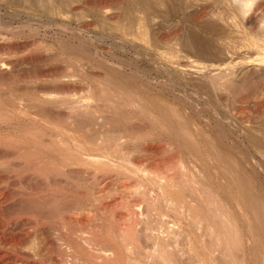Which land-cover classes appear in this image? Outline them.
Here are the masks:
<instances>
[{"label":"bare ground","instance_id":"1","mask_svg":"<svg viewBox=\"0 0 264 264\" xmlns=\"http://www.w3.org/2000/svg\"><path fill=\"white\" fill-rule=\"evenodd\" d=\"M136 1L140 3L142 0ZM252 1L238 0L236 9L240 12L244 11L252 5ZM111 2L115 3L114 0L97 1L98 5L102 7L100 8L104 14L108 13L110 8H112L110 6ZM142 2L144 9L149 7L148 2H145L148 3V5L145 4V7L144 1ZM135 5H137V8L138 3ZM262 5H264V0L253 1V6L256 9ZM152 7L154 6L152 5ZM255 8H252V10H255ZM262 8L261 10H264ZM149 10H151L150 7ZM112 11L109 14L113 13ZM147 14L143 12V15H130L128 17L127 22L130 29V32L129 30L128 32L131 35L139 36V34L147 31ZM158 24L163 25L164 22ZM167 27L169 28V26ZM162 29H165V27ZM162 29L159 31L161 32ZM163 32L161 33L163 34ZM172 32L171 34L173 35ZM166 35L163 37L161 35V37L165 39ZM261 36L259 37L261 39L257 40L256 44L258 47L264 48V34ZM195 45L197 49V44ZM197 52L195 50V53ZM110 70L109 78L113 75L115 78L116 76H121V79H125L123 76L126 73L123 72V69L119 70L117 67H112ZM92 74L96 76V80L98 79V82L96 81L98 84L95 83L97 85H80V83L75 82L76 80L74 81L69 77L62 79L56 76L58 74L55 73L58 78H54L49 85H41L42 87L33 86L34 88L29 93L30 99L25 103V106L34 109L39 120L46 122V124L48 123L50 128L54 130L55 135L52 134L53 137H48L50 138L47 141L49 143L42 142L40 145L38 141L39 148H23V146L17 147L16 145L17 148L13 147L0 152V168L17 178V180L8 183L13 186L2 191L0 196V264H216L215 257H213V246L217 245L224 248V246L242 245L244 237L241 233L242 231H240L241 227L233 219L234 217L230 215L228 207H225L227 202L221 196H216L218 193L215 194V191H213L214 188L211 186L213 184L210 183L209 174L205 173L204 166L197 167L198 164L195 162L197 157L193 155L195 160L192 155H187L184 158V154L179 155L178 151L174 149L176 144L171 146L172 144H167L168 141L166 140H162L166 143H161L160 138H155L153 137L154 135H151L152 132H147V129H145L147 125L143 124V119L142 121L137 119L139 113L134 112L144 109L141 107H143L145 99L137 95L138 97L134 96L136 100H133L135 99L134 97L132 99L133 93L129 91L116 92L113 90L115 89L114 83L111 84L109 82L112 77L111 79H108L107 76L103 78V73L100 75L98 72H93ZM7 75L3 76V73L2 75L0 74V79L5 80V78L9 77V74ZM235 77L219 75L218 79L213 78L206 85L203 84L207 89L210 88L209 90H219V94L227 91L231 97L234 96L232 99L235 96L243 99L244 95H248L249 92H245L243 96L241 93L238 95L244 77L242 75V80ZM157 82L160 83V81ZM245 84L247 83L244 82ZM130 93L131 95H129ZM213 94L215 93L213 92ZM221 96L219 97L221 98ZM222 98L225 99L224 96ZM226 98L229 99L228 97ZM141 99L144 100L143 105L141 104ZM193 100L195 101L196 99ZM206 100L208 99L206 98ZM179 101H177V104H179ZM230 103L232 104L233 101ZM206 104H209L208 101L205 106ZM126 105H133L136 108L133 107V110H129L130 108L128 109ZM144 107L147 108L148 106L145 105ZM206 107H209V105ZM206 107L204 111L208 109ZM147 110L148 112L144 109L145 114L147 113L146 115L143 114L144 116L150 113L149 109ZM195 113L197 114V112ZM238 113V116L241 117L240 112ZM206 114H209V112ZM217 114L221 115L220 113ZM150 116L148 118H150L152 124L158 123L157 117L152 114ZM207 117L205 115V118ZM244 118L246 119V116ZM208 120L210 119L207 118ZM161 121L159 120V125L165 126ZM225 122L224 124H227L228 121L226 120ZM232 123L234 124V122ZM205 124L204 122V126ZM208 124H206V127ZM212 124L210 125L211 128ZM220 124L214 126L219 131L223 127L221 121ZM181 125L178 130L176 129V132L173 131V134L175 132V135L181 136L180 140H177V145H199L196 142L198 140H196L195 132L186 126L181 127ZM194 128L198 129L196 126ZM199 129L201 131V128ZM144 130H146V133ZM206 132L203 133L204 135L202 134L204 138L205 136L206 138L208 137ZM225 132L222 129L220 133L223 134ZM37 133L40 134V131L37 132L35 130V134L38 137L39 134ZM173 134H170V136ZM216 134V137L219 136L218 133ZM202 135L200 136L202 137ZM41 137L39 136V138ZM210 138L212 139V137ZM217 138L220 140L219 137ZM43 139H47V137L44 138L43 136ZM181 139L183 142H180ZM219 140L218 142H220ZM152 142H155L154 145ZM202 142L199 145L201 148L206 146H203L206 142ZM207 142L216 145L213 140ZM220 143H223L222 139ZM195 147L198 148V146ZM217 147H215L213 152L219 148ZM164 148L167 149L163 153ZM218 150L220 151L221 149ZM138 151L150 153V155H147L148 158H145L147 162L143 159L146 164H142ZM189 151L187 154H190ZM219 153L217 152V156H220ZM244 155H246V152ZM241 156L243 157L242 152ZM221 157L224 158L223 155ZM215 163L217 164L216 161ZM252 166L250 165V168ZM222 167L225 177L230 176L227 179L225 178L227 186L229 189H232L230 185L236 189V204L243 209L245 204L250 203L251 214L253 218L255 217L252 226H255V229H259V219L256 216L257 209L252 206L254 203L251 202L258 195L255 196L256 187H258L256 185L258 184H255L257 178L254 179L257 176L256 172L258 171H255L257 168L249 171L252 174L245 172L238 160L234 164L223 161ZM207 169L209 171V167ZM254 171L256 173L255 176H253ZM133 179L135 180L132 181ZM0 180L5 181L4 177H0ZM7 221L9 226H7ZM260 225L262 224L260 223ZM199 249L203 253L202 259L200 258L201 255L199 257ZM223 253H221L222 256ZM223 260H218L217 264H224L227 261V259L225 262ZM229 262L228 260L226 263Z\"/></svg>","mask_w":264,"mask_h":264},{"label":"rangeland","instance_id":"2","mask_svg":"<svg viewBox=\"0 0 264 264\" xmlns=\"http://www.w3.org/2000/svg\"><path fill=\"white\" fill-rule=\"evenodd\" d=\"M97 1L0 0V74L2 75L3 73V76H8L7 74H9L10 77L5 78V80L0 79V102H2L0 103V152L22 146L23 148H39L42 142L49 143L47 141L53 137L52 134L55 135L54 130L50 128L48 123L46 124V122L44 123V121L39 120L34 109L25 106V103L30 99L29 93L36 85L47 86L54 78L58 77L62 79L69 77L74 81L76 80L75 82L80 83V85H97L98 79L96 80V76L92 73L98 72L100 75L103 73V78L107 76L108 79H111L112 77L109 82L111 84L114 83V91H129L133 93L132 99L134 96L138 97L137 95H139L146 100L145 103L141 99L142 105L144 102L141 108H144L146 112L149 109V112L158 118V123H153L155 124L153 126L152 121L148 118L151 117V114L149 113L150 115L148 114V117L144 116V109L134 112L139 113L137 119L141 121L143 119V124L147 125V128H145L147 132H152L151 135H154L153 137L160 138L161 143H166L163 142L166 140L168 141L167 144H172L171 146H175L176 144L178 148L175 147L174 149L178 151L179 155L184 154V158L187 155H192L193 159L197 157L195 159L198 161L194 159L196 164H198L197 167L204 166L205 173L209 174V181L213 184L211 185L214 188L213 191H215V194L218 193L216 196H221L227 202V206L225 207H228L231 213L230 215L234 217L233 219L241 227L240 231H242L244 242L242 245H230L228 247L224 246V248L222 246L218 247L217 245L215 247L213 246L215 263L217 264L218 260L226 258L227 261H233L231 262L232 264H264V58H262L264 57V48L258 47L256 44V41L261 39L259 37H262L261 35L264 34L262 32L264 31L262 29L264 27V21H262L264 20V17H262L264 16L262 14L264 10H261L264 5L256 9V6H253V1H255L253 0L250 7L240 12L236 9L238 0H142L144 1V7L149 3L148 6L151 9L149 10V7H145L146 9L143 8L142 1H140V5L139 1L137 2L136 0H116L117 3L114 0L115 3H110L112 7L110 11L113 10V13L109 14V11L104 14L101 11L102 7L98 5ZM136 3H138V9L136 8ZM151 3H153L152 5L155 8L152 7ZM252 8H255V10L253 9V11ZM143 12L145 14L148 13L147 20L150 17L148 22L146 20L147 31L139 34V36L131 35L129 33L130 29L128 28V17L130 15L137 16L140 13L143 15ZM152 12H154L153 15ZM160 22H164V24H160V26L158 24ZM164 27L166 30L162 29ZM171 27H173L172 30H170ZM160 29L166 33L163 32L162 34V31H159ZM165 34L167 35L164 39L162 37ZM195 44H197V49ZM194 49L196 52H199L195 53ZM112 67H117L119 70L123 69L124 71H121L126 73L123 77L127 79L128 76V79H121V76H116L115 78L111 74L109 78V72L111 73L109 69ZM54 72L58 74L56 75L58 77L55 76ZM139 72L140 74H138ZM219 75L223 77L236 76L235 78L237 79H241L243 75L247 82L241 79L243 83L238 95L241 93L243 96L245 92L249 91L248 95L245 94L243 99H241L242 97L239 99L236 96L232 99L234 96L231 97L227 91L219 94V90H209L210 88L207 89L204 87L211 79H218ZM156 80L160 81V83ZM244 82L247 84L244 85ZM172 86L174 89L176 88L175 90L177 92ZM204 94L208 100H206ZM175 96L177 97L175 98ZM219 96L221 98L224 96L225 99H221ZM136 97L133 100H136ZM210 98L211 100L209 101ZM176 99L177 101L180 100L179 104H177ZM193 99L196 100L194 101ZM207 101L209 104H206V106L209 105V107L205 106ZM229 101H233V103L231 104ZM184 103L187 104L184 105ZM188 104L191 105L189 106ZM145 105L148 107H144ZM126 106L128 109L130 108L129 110L136 108L133 105H131L132 107L129 105ZM195 107L197 110H195ZM205 107L208 108L205 111H208L209 114H206L208 112L204 111ZM238 112H240L241 117L238 116ZM205 115L210 120L207 121ZM244 116H246V119ZM191 117L194 118L192 119ZM239 117L240 119H238ZM211 119L215 120L212 121ZM159 120H162L161 122L166 127L161 124L159 125ZM203 120L206 124L209 123L207 127L206 124L204 126ZM224 120H227V124L230 126L224 124L226 123ZM220 121L223 124L221 128L224 132L226 130L223 134L220 133L222 129L219 131L218 128L214 127L217 124L219 125ZM197 123L199 126L196 125ZM211 124L212 128L210 126ZM180 125L181 127L186 126L195 132L196 140L199 141H196L197 144L199 143L201 145L200 142L203 141L202 143L206 142L208 144L210 143V145L205 143L203 146H206L202 148L195 144H193L194 146L187 144L188 147L186 144H180L181 146L177 145V140L179 141L181 136H177V133L175 135V132L180 128ZM194 126L198 127V129L196 130ZM224 126L226 127L224 128ZM199 128H201V131ZM148 129L151 130L148 131ZM35 130L37 132L40 131L42 135L37 134L42 136L41 138L39 136L37 137ZM195 130L198 132L196 133ZM212 130L218 133L219 136L217 137L220 140ZM173 131H175L174 134ZM202 131L208 133L209 138H206V136L204 138L203 133L205 132ZM144 132L146 133V130ZM169 133L177 137L174 138L175 136H170ZM43 136L44 138L47 137V139H43ZM201 138L208 140L204 142ZM210 139L216 145L207 142L211 141ZM221 139L223 143H220ZM180 142H183L182 139ZM152 143L154 145L155 142ZM195 146H198V148ZM215 147L221 149L219 151L216 148L218 150L216 151L220 152L224 158L221 157L222 155L220 153V156H217V152H213ZM189 148L191 150L194 149L192 150L193 152ZM164 149L162 151L163 153L167 148ZM187 149L188 151L190 150V154H187ZM243 151L246 152L247 156L244 155L245 152L243 153ZM241 152L244 158L241 156ZM225 153L228 154L226 155ZM138 154L142 159V164H146L147 159L145 158H148L147 155H150V153L138 151ZM209 159L211 162L208 161ZM214 160L217 162V164L215 163L216 165L214 164ZM222 160L228 161L230 164H234L238 160L242 168H244V171L248 173H251L249 171L257 168V170L255 169V171H258L256 172L257 176H255V171L253 176H255L254 179L257 178L255 184H258L256 185L258 187H256L255 196L258 195L255 198L256 200L254 199L251 202L258 204H252V206L257 209L256 216L259 219H257L258 224H262L260 226L258 225L259 229H255V226H252L255 217L253 218L251 214L252 209L249 206L250 203L245 204L243 209L239 208L236 204L237 192H235V187L230 185L232 189H229L226 184L225 178L227 179L230 176L226 175L227 177H225V173L222 172ZM206 164H209V171ZM250 165L253 166L250 168ZM9 175L0 168V177H4L6 181L0 180V196L2 191L13 186L11 184L9 185V182L17 180L16 176ZM7 223V226H9L8 221ZM257 230L259 231L257 232ZM198 253L202 259L203 253L200 249ZM221 253H223V256ZM218 254L221 256L218 257ZM216 259L218 260L216 261ZM226 259L223 261L225 262ZM230 262L226 264H231Z\"/></svg>","mask_w":264,"mask_h":264}]
</instances>
